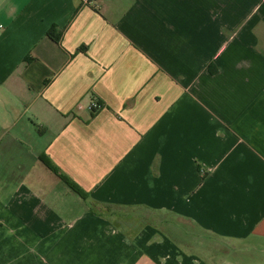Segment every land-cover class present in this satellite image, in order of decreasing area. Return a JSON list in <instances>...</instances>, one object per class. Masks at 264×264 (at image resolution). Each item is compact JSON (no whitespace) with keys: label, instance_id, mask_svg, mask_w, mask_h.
<instances>
[{"label":"crops","instance_id":"crops-1","mask_svg":"<svg viewBox=\"0 0 264 264\" xmlns=\"http://www.w3.org/2000/svg\"><path fill=\"white\" fill-rule=\"evenodd\" d=\"M0 264H264V0H0Z\"/></svg>","mask_w":264,"mask_h":264},{"label":"trees","instance_id":"trees-1","mask_svg":"<svg viewBox=\"0 0 264 264\" xmlns=\"http://www.w3.org/2000/svg\"><path fill=\"white\" fill-rule=\"evenodd\" d=\"M48 36L52 37L54 40L57 39V37L51 33L48 32ZM48 166H50L55 172H57V170H55L47 160H45V158H41ZM64 182L65 184L74 192L76 193L80 198L82 199H87V194L78 186L76 185L74 182H72L69 178L63 176L62 174H57Z\"/></svg>","mask_w":264,"mask_h":264},{"label":"built area","instance_id":"built-area-1","mask_svg":"<svg viewBox=\"0 0 264 264\" xmlns=\"http://www.w3.org/2000/svg\"><path fill=\"white\" fill-rule=\"evenodd\" d=\"M81 1L84 4H88L89 3V0H81ZM76 108L77 109H82V108H84V106L82 107L81 104L79 103V104H77ZM102 108H103V104L100 101H97V100H92L85 106V109L88 112H90V113L96 112V111H98V110H100Z\"/></svg>","mask_w":264,"mask_h":264}]
</instances>
